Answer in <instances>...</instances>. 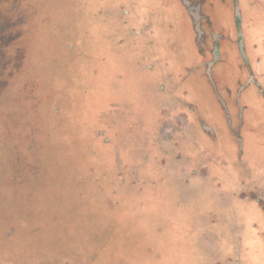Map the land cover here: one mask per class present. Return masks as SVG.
<instances>
[{
  "label": "rangeland",
  "instance_id": "rangeland-1",
  "mask_svg": "<svg viewBox=\"0 0 264 264\" xmlns=\"http://www.w3.org/2000/svg\"><path fill=\"white\" fill-rule=\"evenodd\" d=\"M187 1L210 77L183 0H0V264H264V0Z\"/></svg>",
  "mask_w": 264,
  "mask_h": 264
},
{
  "label": "flooded vegetation",
  "instance_id": "flooded-vegetation-1",
  "mask_svg": "<svg viewBox=\"0 0 264 264\" xmlns=\"http://www.w3.org/2000/svg\"><path fill=\"white\" fill-rule=\"evenodd\" d=\"M184 5L186 6L189 15L192 16L193 21H194V30L197 34V37L199 39L200 44H207V42H211L212 46H213V50H212V59L210 62H208L207 64V76H212L213 75V71L215 70L216 67H218V65L221 62V46L218 43V36L215 34H210L208 32V26L209 24L206 23L205 20H202L204 18L201 17V15L197 12L196 6H194L192 4V2H189L187 0H183ZM239 6H237V10H236V15L239 16V11H238ZM239 19H236L237 25H239ZM241 43H243V49H241ZM245 38H244V33L239 30L238 32V49H239V53L240 56L244 59V62L248 63V56H247V52L245 51ZM248 91V89H246ZM245 88H238V101H240V96L241 93H244ZM249 93H247L246 95H248ZM250 98V96H249ZM224 105L225 101H223ZM227 111H229L226 108Z\"/></svg>",
  "mask_w": 264,
  "mask_h": 264
},
{
  "label": "water",
  "instance_id": "water-1",
  "mask_svg": "<svg viewBox=\"0 0 264 264\" xmlns=\"http://www.w3.org/2000/svg\"><path fill=\"white\" fill-rule=\"evenodd\" d=\"M241 49H243V43H241Z\"/></svg>",
  "mask_w": 264,
  "mask_h": 264
}]
</instances>
